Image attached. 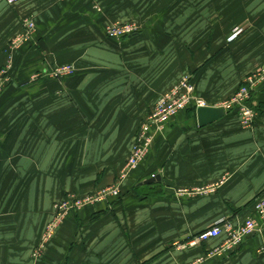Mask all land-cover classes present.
<instances>
[{"label": "crops", "instance_id": "obj_1", "mask_svg": "<svg viewBox=\"0 0 264 264\" xmlns=\"http://www.w3.org/2000/svg\"><path fill=\"white\" fill-rule=\"evenodd\" d=\"M26 18L33 36L10 54ZM129 21L142 26L138 34L105 36L107 25ZM9 55L12 83L0 95V264L188 262L202 250L175 243L219 218L254 215L247 204L264 194V82L252 93L260 111L251 127L231 113L199 126L194 110H182L128 173L120 199L68 217L42 257H32L53 203L113 183L141 120L182 74L200 96L223 99L264 64V0H0V68ZM61 63L76 72L29 82ZM209 184L218 186L206 195H175ZM263 243L264 229L235 264H264Z\"/></svg>", "mask_w": 264, "mask_h": 264}, {"label": "built area", "instance_id": "obj_2", "mask_svg": "<svg viewBox=\"0 0 264 264\" xmlns=\"http://www.w3.org/2000/svg\"><path fill=\"white\" fill-rule=\"evenodd\" d=\"M2 1L12 5L18 0ZM138 29V25L134 22H115L105 27V35L108 38L119 40L134 34ZM34 30V21L31 18L24 19L22 31L9 43L8 49L10 54L11 51L19 49L27 43L32 38ZM11 63L12 56L9 55L6 64L0 69V91L9 80L8 74L11 68ZM72 67V65L62 64L48 70L37 71L30 75L29 82L36 81L41 77L61 79L72 73ZM263 79L264 77L258 73L250 75L246 78L244 84L240 86L236 99L231 103L236 108L242 126H252L257 114H259L254 107L255 104L252 101L251 92L255 90L257 84L262 82ZM189 106L196 109L197 107H207L208 105L204 99L195 93L193 85L188 79L184 78L174 85L167 93L159 97L154 106H152L150 112L141 122L136 140L132 144L130 154L125 162L123 170L118 175V181L84 196H77L69 192L64 198L53 204V215L47 225L42 238L43 240L40 246L36 249L37 255L43 251L46 242L51 239L64 218L71 211L76 212L85 206H93L97 203L106 202L109 199L117 197L121 191L120 181L124 179L146 155L152 137L151 127L154 126L160 131L169 119L173 118L179 111ZM217 186V184H210L208 186L198 187L191 190H184L183 192L181 190H176L175 195L177 197L206 195L214 192ZM254 210L256 211V216H250L242 222H232L230 219L219 218L210 227H207L196 235H192L185 241L177 242L174 245L191 246L198 242H206L224 234L226 235V238L222 245V249L237 248L247 237L254 233H259L262 229V225L264 224V199H260V201L256 202ZM257 253H264V243L257 248ZM196 262H199V260Z\"/></svg>", "mask_w": 264, "mask_h": 264}, {"label": "rangeland", "instance_id": "obj_3", "mask_svg": "<svg viewBox=\"0 0 264 264\" xmlns=\"http://www.w3.org/2000/svg\"><path fill=\"white\" fill-rule=\"evenodd\" d=\"M219 5V4H218ZM218 7L219 6H217V9H218ZM201 11L202 10H206L207 9V6H206V4H204V3H201ZM129 22H134V23H136L137 25H138V27H139V29H138V31L137 32H135L134 34H132V35H130V36H134V35H136V34H138L140 31H141V25L138 23V22H136V21H129ZM248 24V25H247ZM249 26V23L248 22H244V23H242V24H240L239 26H237L238 28H239V32H240V30L241 31H243L246 27H248ZM23 29V28H22ZM238 31H235V32H233V36L234 35H236V33H238ZM232 35H231V38H232ZM106 36V35H105ZM130 36H127V37H130ZM107 37V36H106ZM124 38H126V37H124ZM62 64H68V65H72L73 67V70H72V73L71 74H69V75H72V74H74L75 72H76V69H77V67L75 66V64H73V63H61V64H56V65H54L53 67H55V66H57V65H62ZM52 67V68H53ZM1 69V68H0ZM11 69V68H10ZM10 73V72H9ZM255 73H258V74H261L263 77H264V64H262V66L257 70V71H255V72H252V73H250V74H248V75H246L243 79H242V81H241V83L234 89V91L229 95V96H227L226 98H223V99H214V100H210V99H206V98H204L203 96H200L197 92H196V88H195V84H194V82H193V78H192V76L190 75V73L189 72H186L185 74H182L181 75V77L174 83V84H172L171 85V87L168 89V91L174 86V85H176L177 83H179L182 79H184V78H186V79H188V81L193 85V88H194V90H195V93L199 96V97H201L202 99H204V101L207 103V107H215V108H222L224 111H225V114H224V116L226 115V114H233V115H235V117L237 118V120L239 121V123L241 124V121H240V118L238 117V113H237V111H236V108H235V106H233V104H231L232 103V101L234 100V99H236V97H237V93H238V89L240 88V86L242 85V84H244V81L246 80V78H248L250 75H253V74H255ZM69 75H66L65 77H67V76H69ZM7 76V75H6ZM8 78H9V80H8V82L3 86V88L1 89V91H0V95L2 94V92L5 90V88L8 86V85H10L11 83H12V81H11V78H10V74H8ZM65 77H63V78H65ZM62 79V78H61ZM262 82H264V79L262 80ZM262 82H260V83H258L257 84V86L259 85V84H261ZM23 86V85H22ZM168 91H166L165 93H167ZM254 91V90H253ZM253 91L251 92V94L253 93ZM164 93V94H165ZM159 99V98H158ZM157 99V100H158ZM252 99H253V97H252ZM156 100V101H157ZM155 101V102H156ZM155 104V103H154ZM154 106V105H153ZM191 107V106H190ZM185 109H187V108H185ZM185 109H183V110H185ZM195 109V108H194ZM257 110V109H256ZM182 111V110H181ZM181 111H179L178 113H180ZM195 112H196V109H195ZM145 116H147V114L145 115ZM144 116V117H145ZM257 116H258V114H257ZM256 116V117H257ZM256 119V118H255ZM170 120V119H169ZM168 120V121H169ZM143 121V119L141 120V122ZM167 121V122H168ZM167 122H166V124H167ZM255 122V121H254ZM141 124V123H140ZM140 124H139V126H140ZM166 124H164V126H163V128H161L160 129V131L159 130H157L154 126H152L151 127V134H152V137H151V142H150V144H149V146H148V148H147V151H146V155H145V157L139 162V164L133 169V170H135L136 168H138L140 165H141V163L146 159V157L148 156V154H149V152L152 150V146H153V144H154V141H155V137L159 134H163L164 133V130H165V127H166ZM139 126H138V129H137V131H136V134H135V137H134V141L136 140V136H137V133H138V130H139ZM245 127V126H244ZM251 127V126H250ZM246 128H249V126L248 127H246ZM132 148V147H131ZM131 151V150H130ZM127 160V159H126ZM133 170H131L130 172H132ZM129 172V173H130ZM127 177H128V175L124 178V179H122L121 181H120V183H121V188H122V184H123V182H124V180H126L127 179ZM115 181H118V176H117V178L114 180V182ZM113 182V183H114ZM112 184V183H111ZM110 185V184H109ZM210 185V184H209ZM108 186V185H107ZM203 186H208V185H203ZM203 186H191V187H177L176 188V190H181L182 192L184 191V190H191V189H194V188H198V187H203ZM104 187H106V186H104ZM102 187H99V188H96V189H94V190H92V191H90V192H87V193H84V194H76V193H74V192H70V193H72V194H74V195H77V196H84V195H87V194H90V193H93V192H95V191H97V190H99V189H101ZM175 190V191H176ZM68 194V193H67ZM66 195V194H65ZM65 195L62 197V198H64L65 197ZM195 196V195H194ZM182 197V196H181ZM192 197V196H191ZM61 198V199H62ZM260 199H264V194H259L258 196H256L255 197V199L253 200V204H252V206H251V208H250V210L251 209H253V212H252V214H254V215H251V216H256V211L254 210L255 209V204H256V202L257 201H260ZM110 200V199H109ZM108 200V201H109ZM108 201H106V202H108ZM54 204V203H53ZM97 204H99V203H97ZM97 204H95V205H97ZM95 205H93V206H95ZM85 207H91V206H85ZM85 207H83V208H85ZM83 208H81L80 210H82ZM80 210H78V211H76V212H73V211H71L65 218H64V220H63V222L60 224V226L57 228V230L55 231V233H54V235L51 237V239H49L47 242H46V245H45V247H44V249H43V251L42 252H44L45 251V249H47V247H48V244H49V242L54 238V236H55V234L57 233V231L59 230V228L62 226V224L64 223V221L66 220V219H68V217H70V216H72V215H74L75 213H77V212H79ZM53 205H52V213H51V217H52V215H53ZM51 217L49 218V220H48V222L46 223V225H45V228H44V230H43V232H42V234H41V236H40V239H39V242L34 246V248H33V250H32V257L34 258V259H39L40 257H42L41 256V254H42V252L39 254V255H37V253H36V249L38 248V246H40V244H41V242H42V238H43V235H44V233H45V230H46V228H47V225L49 224V221H50V219H51ZM250 217V215L249 216H247L244 220H242V221H245L247 218H249ZM232 222H236V221H234V220H231ZM242 221H238V222H242ZM263 229H264V224L262 225V229H261V231L259 232V233H254V234H261L262 232H263ZM225 238H226V235H224V234H221L220 236H218V237H215V238H213V239H210V240H208V241H206V242H198V243H196V244H194V245H191V246H177V245H174L173 247H175V248H177V249H180V250H192V249H194V248H199L200 250H202L201 251V254H200V256H196L195 258H193L192 260H190V261H188V262H177V263H175V264H188V263H196V264H235L236 262H235V260H236V256H238V254H239V251H241L242 249H241V247L240 248H238L237 250H236V247L235 248H230V249H222V245L224 244V242H225ZM216 239H220L219 240V242L217 243V244H215V245H213V246H211V247H209V248H205V244H207L209 241H211V240H216ZM248 239L249 238H247V239H245L244 241H243V243H246L247 241H248ZM235 249V250H234ZM199 260V262H196V261H198Z\"/></svg>", "mask_w": 264, "mask_h": 264}, {"label": "water", "instance_id": "obj_4", "mask_svg": "<svg viewBox=\"0 0 264 264\" xmlns=\"http://www.w3.org/2000/svg\"><path fill=\"white\" fill-rule=\"evenodd\" d=\"M225 114V111L222 108H215V107H197L196 108V117L197 123L199 126H205L212 122L217 121L218 119L222 118ZM156 178L151 177L144 181V183H149L154 181Z\"/></svg>", "mask_w": 264, "mask_h": 264}, {"label": "trees", "instance_id": "obj_5", "mask_svg": "<svg viewBox=\"0 0 264 264\" xmlns=\"http://www.w3.org/2000/svg\"><path fill=\"white\" fill-rule=\"evenodd\" d=\"M111 39V38H110ZM254 107H255V109H257V111L259 112L260 111V107L258 106V104H255L254 105ZM187 109H191V110H194L195 111V109H194V107H187ZM151 110V109H150ZM150 112V111H149ZM145 118V117H144ZM143 118V119H144ZM122 194H123V188H121V191H120V194L117 196V197H115V198H112V199H110L108 202H111L112 200H116V199H120L121 197H122ZM255 199V197L251 200V202H249V204H247V208L248 209H250L251 208V206H252V204H253V200ZM251 211L253 212V209H251ZM197 233H195V234H192V235H196ZM192 235H190V236H188V237H191ZM255 234H252L251 236H249V237H247V238H252L253 236H254ZM188 237H186V238H184L183 240H181V241H185ZM246 238V239H247ZM244 243L242 242L237 248H236V250L238 249V248H240L242 245H243ZM235 250V249H234Z\"/></svg>", "mask_w": 264, "mask_h": 264}]
</instances>
